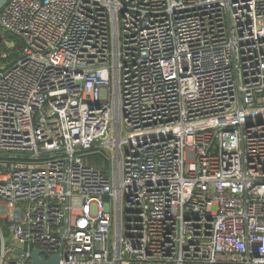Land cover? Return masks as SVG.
Wrapping results in <instances>:
<instances>
[{
	"label": "built area",
	"instance_id": "1",
	"mask_svg": "<svg viewBox=\"0 0 264 264\" xmlns=\"http://www.w3.org/2000/svg\"><path fill=\"white\" fill-rule=\"evenodd\" d=\"M0 36V264H264V0H7Z\"/></svg>",
	"mask_w": 264,
	"mask_h": 264
},
{
	"label": "water",
	"instance_id": "2",
	"mask_svg": "<svg viewBox=\"0 0 264 264\" xmlns=\"http://www.w3.org/2000/svg\"><path fill=\"white\" fill-rule=\"evenodd\" d=\"M7 0H0V9L5 5ZM1 36H0V40H1ZM6 241L8 239H5ZM38 254H39V251L38 250H35L32 255H31V258H32V262L31 264H58V258L59 256L58 255H54L52 257H50L48 260H42V259H39L38 257Z\"/></svg>",
	"mask_w": 264,
	"mask_h": 264
},
{
	"label": "trees",
	"instance_id": "3",
	"mask_svg": "<svg viewBox=\"0 0 264 264\" xmlns=\"http://www.w3.org/2000/svg\"><path fill=\"white\" fill-rule=\"evenodd\" d=\"M5 49V45L3 43H0V51ZM88 161L90 164H95L98 167H102L105 164V161L103 158L97 154V153H90L88 156Z\"/></svg>",
	"mask_w": 264,
	"mask_h": 264
},
{
	"label": "rangeland",
	"instance_id": "4",
	"mask_svg": "<svg viewBox=\"0 0 264 264\" xmlns=\"http://www.w3.org/2000/svg\"><path fill=\"white\" fill-rule=\"evenodd\" d=\"M8 40H9V38H8ZM12 242H14V241H12ZM16 244V243H15Z\"/></svg>",
	"mask_w": 264,
	"mask_h": 264
}]
</instances>
